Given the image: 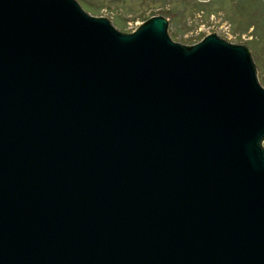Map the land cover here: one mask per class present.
Here are the masks:
<instances>
[{
    "label": "water",
    "instance_id": "obj_1",
    "mask_svg": "<svg viewBox=\"0 0 264 264\" xmlns=\"http://www.w3.org/2000/svg\"><path fill=\"white\" fill-rule=\"evenodd\" d=\"M0 264H264L249 43L0 0Z\"/></svg>",
    "mask_w": 264,
    "mask_h": 264
},
{
    "label": "rangeland",
    "instance_id": "obj_2",
    "mask_svg": "<svg viewBox=\"0 0 264 264\" xmlns=\"http://www.w3.org/2000/svg\"><path fill=\"white\" fill-rule=\"evenodd\" d=\"M94 14L115 17L122 28L137 30L154 16H168L171 33L181 42L201 41L218 31L229 39H255L240 0H77ZM91 9H90V8ZM264 84V38L252 44Z\"/></svg>",
    "mask_w": 264,
    "mask_h": 264
},
{
    "label": "trees",
    "instance_id": "obj_3",
    "mask_svg": "<svg viewBox=\"0 0 264 264\" xmlns=\"http://www.w3.org/2000/svg\"><path fill=\"white\" fill-rule=\"evenodd\" d=\"M240 2L243 4L239 8L242 14H247L246 11L249 10L248 17L251 23H248V27L253 28V34L255 35V39L252 43L250 42V46L254 48L252 44L264 38V0H240ZM90 12L93 13L94 10L91 9Z\"/></svg>",
    "mask_w": 264,
    "mask_h": 264
}]
</instances>
